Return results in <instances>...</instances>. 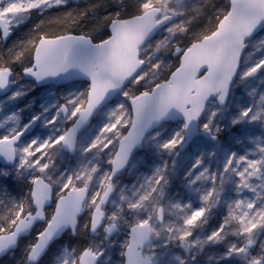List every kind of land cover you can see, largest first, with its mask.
Segmentation results:
<instances>
[{
	"label": "snow or ice",
	"instance_id": "snow-or-ice-1",
	"mask_svg": "<svg viewBox=\"0 0 264 264\" xmlns=\"http://www.w3.org/2000/svg\"><path fill=\"white\" fill-rule=\"evenodd\" d=\"M0 264H264V0H0Z\"/></svg>",
	"mask_w": 264,
	"mask_h": 264
}]
</instances>
